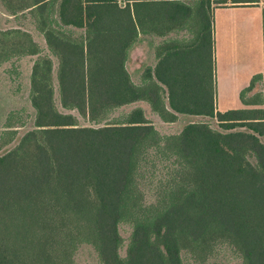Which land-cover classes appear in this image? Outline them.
Segmentation results:
<instances>
[{"label":"trees","instance_id":"obj_1","mask_svg":"<svg viewBox=\"0 0 264 264\" xmlns=\"http://www.w3.org/2000/svg\"><path fill=\"white\" fill-rule=\"evenodd\" d=\"M0 2L34 16L49 51L30 68L31 125L17 131L21 107L0 131V264H76L82 246L93 264H264V75L240 91L253 107L215 110L198 46L129 67L148 17L180 27L208 0ZM0 34V61L41 50L20 28Z\"/></svg>","mask_w":264,"mask_h":264},{"label":"crops","instance_id":"obj_2","mask_svg":"<svg viewBox=\"0 0 264 264\" xmlns=\"http://www.w3.org/2000/svg\"><path fill=\"white\" fill-rule=\"evenodd\" d=\"M214 1L204 2L207 8L202 11L201 4H190L194 9L181 18L180 27L171 25L167 17L162 21L148 17L147 31L139 33L130 47L129 67L137 73L143 65L152 66L173 45H196L210 64L214 109L253 107L241 101L240 91L253 75H264V0ZM204 12L210 23L206 34L200 18ZM252 50L261 53L251 59L248 51ZM230 90L236 93L231 96L237 100L234 107L224 104ZM253 90H247V95ZM219 99H223L220 105ZM259 106L264 108V103Z\"/></svg>","mask_w":264,"mask_h":264},{"label":"rangeland","instance_id":"obj_3","mask_svg":"<svg viewBox=\"0 0 264 264\" xmlns=\"http://www.w3.org/2000/svg\"><path fill=\"white\" fill-rule=\"evenodd\" d=\"M119 3H122L124 0H118ZM34 16L30 15L28 12L26 13H16L12 14L6 10L2 3L0 2V31L4 29H13V28H20L26 31L31 39L40 47V52L38 54H31V55H20L19 58L15 56H11L7 60L0 61V131L5 125H17L19 121L20 114H24V111L21 113L14 112L17 109H21V107H25L28 111V119L27 122L22 127H17V131H22L24 127L31 125V117L29 116L32 113V108L28 101V92H29V74L31 64L34 59L37 58L39 54H49V51L46 47L44 42L43 36L39 31L36 23L34 22ZM79 30L77 29H66L65 35H76ZM9 38L11 36L9 35ZM15 37L13 40H15ZM4 38L0 34V57L3 53H9L6 49V44ZM10 46V45H9ZM250 54V58L254 59L258 57L261 51L259 50H252L248 51ZM53 64V69L51 72V84L53 89L54 96L57 95L56 91V77L54 67L57 63V58L53 55H49ZM11 67L14 68V71L11 73L9 72ZM264 81L261 82L263 84ZM261 87V86H260ZM263 88V86H262ZM232 95H236L234 90L229 91V98L226 99L225 106L226 107H234L237 105L236 98H232ZM223 102V99L218 100V104L220 105ZM57 105V102H56ZM10 111H13L11 113ZM191 117L183 115L178 118L174 124L170 127L176 128L179 127L180 122L190 119ZM162 127L164 124H160ZM166 127V126H165ZM226 255V254H224ZM221 255V258L225 256ZM75 263L76 264H93L95 261V257L90 248L87 246L80 247L75 256ZM93 259V260H92Z\"/></svg>","mask_w":264,"mask_h":264}]
</instances>
